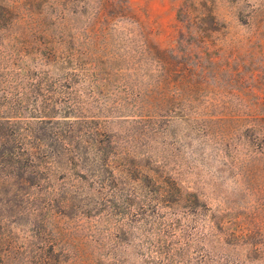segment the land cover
<instances>
[{
    "label": "rangeland",
    "instance_id": "rangeland-1",
    "mask_svg": "<svg viewBox=\"0 0 264 264\" xmlns=\"http://www.w3.org/2000/svg\"><path fill=\"white\" fill-rule=\"evenodd\" d=\"M0 124V264H264V0H0Z\"/></svg>",
    "mask_w": 264,
    "mask_h": 264
},
{
    "label": "trees",
    "instance_id": "trees-1",
    "mask_svg": "<svg viewBox=\"0 0 264 264\" xmlns=\"http://www.w3.org/2000/svg\"><path fill=\"white\" fill-rule=\"evenodd\" d=\"M2 139L3 140L5 139V135L0 134V140H2ZM15 141H16V136L10 140H9V137L6 136V140L4 142H6V143L9 142V145H8L7 149L3 148L0 151V166L2 168V170H0V174L2 176L6 177L8 175L4 171L10 170L12 172L9 173V175H15L16 177H18L21 180V179H23V177L26 174H29V173H26V169H24V171H22L21 168L18 166L23 162H26V161L30 162V160L36 159V153H33L32 151H25L24 149H21V148L19 149V148H17L18 146H10V143L15 142ZM17 141L19 142V139ZM19 143H21V142H19ZM14 149L19 150L18 153H16L17 150H14Z\"/></svg>",
    "mask_w": 264,
    "mask_h": 264
}]
</instances>
